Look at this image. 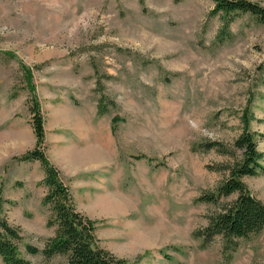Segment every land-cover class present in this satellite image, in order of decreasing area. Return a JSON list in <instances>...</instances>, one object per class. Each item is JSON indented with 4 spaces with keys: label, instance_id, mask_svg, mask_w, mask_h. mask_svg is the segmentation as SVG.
<instances>
[{
    "label": "rangeland",
    "instance_id": "rangeland-1",
    "mask_svg": "<svg viewBox=\"0 0 264 264\" xmlns=\"http://www.w3.org/2000/svg\"><path fill=\"white\" fill-rule=\"evenodd\" d=\"M213 10L212 0H0V220L20 228L31 264L67 257L24 248L42 249L56 226L42 165L20 159L36 144L21 65L32 69L45 153L99 247L140 264H264V231L231 259L220 238L204 247L194 237L215 210L197 199L242 154L246 111L264 152V25L238 16L220 41ZM211 142L224 152L204 151ZM243 181L264 203V174Z\"/></svg>",
    "mask_w": 264,
    "mask_h": 264
},
{
    "label": "trees",
    "instance_id": "trees-1",
    "mask_svg": "<svg viewBox=\"0 0 264 264\" xmlns=\"http://www.w3.org/2000/svg\"><path fill=\"white\" fill-rule=\"evenodd\" d=\"M212 2L214 3L212 14L221 15L225 21L220 41L228 35L229 25L238 16L249 15L264 25V8L254 0H212ZM21 69L30 94L28 105L36 144L33 150L20 159L39 162L42 165L45 176L41 183L47 189L43 203L50 206L53 216V220H50L48 225L56 226L54 236L46 240L42 249L24 245L26 252L31 255H42L46 261L62 255L67 257V264H140L120 259L99 247L96 223L77 211L70 187L45 153V120L36 95L32 69L25 65H21ZM118 120L114 118L112 123L115 125ZM250 121L251 118L246 111L242 117V133L234 143L235 148L242 151L241 156L234 159L231 164L223 166L225 178L213 192L204 193L197 199V202L214 205L215 210L208 215L207 226L196 231L194 237L200 238L204 247L220 238L227 259H231L240 240L249 239L264 231V203L252 194L243 181L244 178L264 174V152L258 150L257 135L250 130ZM203 148L204 151L216 149L218 152H224L225 150L216 142L207 143ZM137 159L148 158L138 156ZM234 195L236 198L232 201H222ZM22 244L23 236L20 228L11 225L5 219L0 220V261L3 264H31L21 255Z\"/></svg>",
    "mask_w": 264,
    "mask_h": 264
}]
</instances>
